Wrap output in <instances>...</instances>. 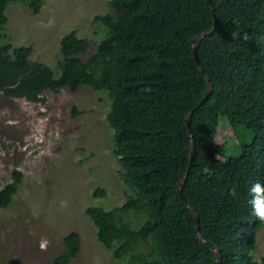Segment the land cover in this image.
Wrapping results in <instances>:
<instances>
[{"label": "trees", "instance_id": "obj_1", "mask_svg": "<svg viewBox=\"0 0 264 264\" xmlns=\"http://www.w3.org/2000/svg\"><path fill=\"white\" fill-rule=\"evenodd\" d=\"M210 1L109 0L111 12L95 17L103 32L97 50L87 55L90 41L71 31L60 41L55 71L32 60V46L15 47L2 34L11 4L38 14L44 2L0 0L4 96L39 103L48 90L87 86L110 100L113 152L131 191L122 209L146 207L151 217L132 230L102 206L86 210L115 258L154 233L160 262L145 264H218L216 247L221 264H264L256 258L264 221L248 204L249 185L264 182V0ZM213 28L199 44V64L196 37ZM222 134L228 138L221 141ZM21 183L14 171V182L0 190L1 209ZM106 195L103 188L94 193ZM81 246L80 234L70 233L50 264H71Z\"/></svg>", "mask_w": 264, "mask_h": 264}, {"label": "rangeland", "instance_id": "obj_2", "mask_svg": "<svg viewBox=\"0 0 264 264\" xmlns=\"http://www.w3.org/2000/svg\"><path fill=\"white\" fill-rule=\"evenodd\" d=\"M42 1L38 14L26 4L8 7L5 43L32 46V60L55 71L62 59L60 41L71 31L90 41L87 55L97 50L103 32L95 17L111 12L109 0ZM43 97V102L33 103L0 92V190L14 182V171L22 174L14 201L0 208V264H50L72 232L80 234L82 246L71 264L160 262L154 233L115 258L99 243L97 228L86 214L88 208L102 206L114 212L119 226L127 224L132 230L151 220L146 207L122 209L131 191L113 152L109 98L87 86L75 93L48 90ZM227 123L222 118L221 129ZM97 188L107 195L95 197ZM256 258H264V228L258 232Z\"/></svg>", "mask_w": 264, "mask_h": 264}, {"label": "clouds", "instance_id": "obj_3", "mask_svg": "<svg viewBox=\"0 0 264 264\" xmlns=\"http://www.w3.org/2000/svg\"><path fill=\"white\" fill-rule=\"evenodd\" d=\"M248 204L253 214L264 221V182L254 181L248 188Z\"/></svg>", "mask_w": 264, "mask_h": 264}, {"label": "water", "instance_id": "obj_4", "mask_svg": "<svg viewBox=\"0 0 264 264\" xmlns=\"http://www.w3.org/2000/svg\"><path fill=\"white\" fill-rule=\"evenodd\" d=\"M208 1L211 3L210 0H208ZM213 14H214V17H216V15H215V11H214V10H213ZM213 30H214V28L211 29V30H209V31H207V32L201 33V34H199V35L196 37V42H195V44H194V46H193V54H194V56H195L196 61H197L199 64H200V62H199V58H198V47H199V44H200L202 38H203L205 35L211 33ZM201 71H203L202 68H201ZM203 72H204V71H203ZM206 81H207V85H208V93H207V95H206V98H208V97L210 96V94L212 93L213 86H212L211 81H210V79H209L208 76L206 77ZM197 107H198V106H197ZM191 115H192V114H189L188 117H187V125H188L189 128H190V124H191ZM193 152H194V142L192 141V143H191V156H193ZM186 179H187V175L184 176V177L182 178L180 184H183V183L186 181ZM179 188H180V191H181V186H180ZM192 213H193V215H194V217H195V219H196V222L199 223V216L197 215V213H196L194 210H192ZM215 254L217 255V258H218V264H221V255H220V250H219L218 247H216Z\"/></svg>", "mask_w": 264, "mask_h": 264}]
</instances>
